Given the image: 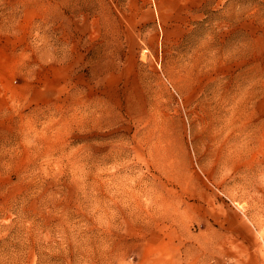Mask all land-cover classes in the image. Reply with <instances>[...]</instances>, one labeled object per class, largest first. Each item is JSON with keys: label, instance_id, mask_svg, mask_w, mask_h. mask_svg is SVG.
I'll return each instance as SVG.
<instances>
[{"label": "rangeland", "instance_id": "1", "mask_svg": "<svg viewBox=\"0 0 264 264\" xmlns=\"http://www.w3.org/2000/svg\"><path fill=\"white\" fill-rule=\"evenodd\" d=\"M0 264H264V0H0Z\"/></svg>", "mask_w": 264, "mask_h": 264}]
</instances>
